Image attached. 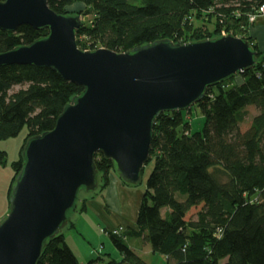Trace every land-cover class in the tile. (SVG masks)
<instances>
[{"label":"trees","instance_id":"16d2710c","mask_svg":"<svg viewBox=\"0 0 264 264\" xmlns=\"http://www.w3.org/2000/svg\"><path fill=\"white\" fill-rule=\"evenodd\" d=\"M77 4L84 9L68 11ZM48 5L59 15L82 18L76 34L82 51L126 53L162 40L188 44L218 39L222 32L243 34L241 39L257 53L255 67L207 89L196 105L204 116L201 132L193 133L185 119L191 110L158 117L149 160L153 170L135 230L125 235L143 239L155 254L166 257L167 264H264V197L251 202L264 190V54L249 36L247 19L264 0H48ZM86 16L92 18L90 26L83 23ZM48 35V29L28 26L0 31V54ZM15 87L26 88L11 94ZM82 92L50 69L1 67L0 141L16 138L28 127L25 146L29 138L53 131L64 108ZM249 107L258 114L243 131ZM24 146L12 164L15 177L9 198L22 169ZM95 164L103 192L115 168L101 155L95 156ZM7 165V153L0 151V169ZM84 211L85 206L78 212ZM109 237L123 258L121 264H146L126 241ZM95 261L101 258L89 264ZM38 264L79 261L62 232L48 241Z\"/></svg>","mask_w":264,"mask_h":264},{"label":"water","instance_id":"95a60500","mask_svg":"<svg viewBox=\"0 0 264 264\" xmlns=\"http://www.w3.org/2000/svg\"><path fill=\"white\" fill-rule=\"evenodd\" d=\"M48 29L45 39L0 54V68L33 66L81 87L53 131L28 139L22 169L0 223V264H38L49 240L74 220L81 199L99 189L95 156L139 186L153 128L163 113L191 110L207 89L255 67L249 42L225 35L196 43L157 41L126 53L82 51L80 16L52 11L48 0L0 2V31Z\"/></svg>","mask_w":264,"mask_h":264},{"label":"crops","instance_id":"0c3cea01","mask_svg":"<svg viewBox=\"0 0 264 264\" xmlns=\"http://www.w3.org/2000/svg\"><path fill=\"white\" fill-rule=\"evenodd\" d=\"M75 7H79L81 10L84 9L83 5L77 4L68 8V11L73 12L70 9H74ZM249 36L254 40L260 52L264 54V17H260L256 24L251 27ZM246 113L247 116L251 113V116L246 117L244 123L241 125L243 131L248 130L253 118L258 114L254 107L247 108ZM0 171L2 170L0 169ZM6 171L8 170H4V174H0V187L1 194L9 197V190L15 173L13 176L12 172ZM144 191L145 188L141 189L138 186L124 184L115 173H112L110 175L109 186L101 194H94L90 198H84L85 211L83 213L78 212L74 220L68 224L69 227L67 226L63 231L66 243L77 257L79 264H89L98 259L95 257V249L92 247V244L104 239L103 237L107 236L104 232L117 227H126L130 230H135L137 215ZM81 207H83L82 204ZM163 212L166 213V210ZM72 225L74 228L71 227ZM81 236L84 237L82 238ZM127 239L129 240L127 243L129 248L146 264H152L147 261V257H156V255H159L155 254L152 247L143 239L136 237H127ZM132 240H137V242H133ZM102 245V249H100L104 250L105 246L104 244ZM103 253L101 252L100 256H103ZM162 257L165 261L167 260L166 257ZM119 258L115 262L121 264L123 258L120 254ZM111 260L109 259V262H106L101 258L100 262L102 264H110L112 262Z\"/></svg>","mask_w":264,"mask_h":264},{"label":"rangeland","instance_id":"374dc122","mask_svg":"<svg viewBox=\"0 0 264 264\" xmlns=\"http://www.w3.org/2000/svg\"><path fill=\"white\" fill-rule=\"evenodd\" d=\"M70 10H73V12H77V11L79 12L81 9L79 7H75L74 9L72 8ZM91 20H92L91 17L86 16L83 19V23L86 26H90ZM255 24L251 25V27L254 26ZM220 37H222V34L220 35ZM241 37H243V34H241V33H238L236 36V38H240V39H241ZM236 81H237V84L242 83V80L240 78H238ZM25 88L26 87H15L12 90L11 94L16 93V92H18L22 89H25ZM188 111H186V112H188ZM249 115L251 116V113ZM249 115L247 116V118L249 117ZM185 119L187 122H189L192 125L193 133H198V132L202 131L203 126H204V116H203L202 111L199 107L194 105L191 109V112L186 113ZM28 133H29V129H28V127H25L24 130L21 132V134L18 137L13 138V139H9V140L0 141V151L6 152L7 157H8V165L5 168H1L2 171H0V172H2V173H0V174H4V170H8L6 172H12L13 176H14L12 164L19 160L20 151H21L22 147L24 146L25 139H26ZM152 170H153V164L148 163L142 172V180H141V184L138 186V188H141V189L145 188L146 182H147ZM221 179H222L221 181H223V182L226 181L225 178H221ZM6 180H7V176H6ZM1 193L2 192H1V187H0V223L3 222L5 220V218L8 216L9 209H10V203H9L10 198L7 197V195L4 196ZM98 194H101V192H99V189L95 193V195H98ZM81 204L84 206V204H85L84 198L81 199ZM8 207H9V209H8ZM135 226H136V224H135ZM123 228H126V227H123ZM126 229L130 230L129 228H126ZM100 238H102V237H100ZM103 238L104 239H101L97 243L92 244V247H94V249H95V251H94L95 257L96 258L101 257L106 262L107 261L109 262V259H112L111 261H113V260L118 261L120 259L119 253L116 250V248L112 242V239L109 236H106ZM82 241H83V239H82ZM132 241L137 242V240H132ZM128 242H129V240L127 239L126 243H128ZM102 244H104V246H105L104 250H101L102 249L101 247L103 246ZM99 251L104 252L103 256H100ZM146 259L149 263H152V264H167V262L165 261V259L161 255H156V257H147Z\"/></svg>","mask_w":264,"mask_h":264},{"label":"built area","instance_id":"2783aa9c","mask_svg":"<svg viewBox=\"0 0 264 264\" xmlns=\"http://www.w3.org/2000/svg\"><path fill=\"white\" fill-rule=\"evenodd\" d=\"M260 17H264V5L260 6L255 11V13L247 15V19H248V22L250 25L255 24ZM221 34H222V36L229 35V33H227V32H222ZM236 83H237V81H236ZM262 197H264V190L262 192H258L257 194H255L253 196L251 202L252 203H259V201L261 200ZM126 232H127L126 228L118 227V228L106 231V232H104V234H106L107 236H114V237H117L119 239L126 241L127 240V237L125 235ZM100 253H101V251H99V254ZM93 264H102V263L100 261H95Z\"/></svg>","mask_w":264,"mask_h":264}]
</instances>
